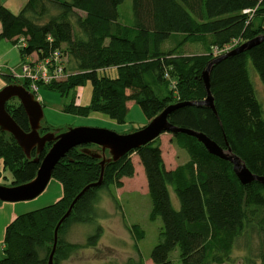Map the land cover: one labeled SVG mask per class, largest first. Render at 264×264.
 <instances>
[{
  "label": "trees",
  "instance_id": "16d2710c",
  "mask_svg": "<svg viewBox=\"0 0 264 264\" xmlns=\"http://www.w3.org/2000/svg\"><path fill=\"white\" fill-rule=\"evenodd\" d=\"M123 2L25 0L17 12L0 4V38L16 45L22 59L31 54L44 59L54 51L64 58L66 77L37 82V87L44 85L65 95L90 84L89 103L76 104L71 99L63 111L81 116L100 112L121 124L128 101L141 108L147 121L178 103L167 116L170 124L204 134L224 150L230 149L251 173L264 177V113L249 71L251 67L264 88V41L212 65L208 90L215 111L193 104L207 96L201 73L213 58L211 49L232 41L238 46L264 33V0H130L125 14L118 8ZM19 38L23 46L18 45ZM188 44H199L202 52L188 53L184 50ZM4 78L7 84L18 83L29 90L26 79ZM5 110L22 130H29L16 98L5 103ZM51 130L41 124L39 133ZM169 134L188 159L167 168L159 135L105 163L100 184L88 187L59 225L53 264L78 247L64 239L70 225L97 223L103 216L97 209L101 190L120 209L115 190L122 187L123 178L134 175L132 155L144 172L149 218L161 220L157 242L149 253L152 264L230 263L239 241L251 253L243 257L246 264H264V184H241L232 163L210 154L196 137ZM50 145L46 143L40 152L32 149L26 157L14 138L0 131L1 168L10 174L9 180L3 176L7 185L32 180L39 166L33 158L41 160ZM83 148L99 152L94 145L75 146L53 167L51 178L60 183L61 197L18 214L7 224L0 264H48L57 222L72 199L100 177L101 158L91 157ZM169 188L178 208L171 202ZM123 223L136 252L124 264H146L137 247L144 231L138 224ZM101 234L102 227L96 224L85 245L95 246ZM174 250L178 253L172 256Z\"/></svg>",
  "mask_w": 264,
  "mask_h": 264
},
{
  "label": "rangeland",
  "instance_id": "374dc122",
  "mask_svg": "<svg viewBox=\"0 0 264 264\" xmlns=\"http://www.w3.org/2000/svg\"><path fill=\"white\" fill-rule=\"evenodd\" d=\"M19 1L21 2V7L25 0ZM17 2L18 0L8 1L7 4H9L8 6L11 11L17 12L20 9L16 5ZM129 5L130 0H124L118 7L119 11L124 14L127 11L129 12ZM233 46H235L234 43L232 44V48ZM184 50L188 53L202 52L199 44H188L184 47ZM249 71L256 90V98L264 113V88L251 67ZM90 93L91 87L89 83L70 90L65 95L46 88L44 85H39L37 91L34 93V97L39 101L42 108L43 117L41 124L50 126L54 130L86 126L105 128L118 134H126L141 128L148 122L141 108L134 101L127 102L125 121L121 124L116 123L100 112L81 116L62 110L63 105L70 102L71 99H74L76 104L87 105L90 101ZM159 140L162 157L167 168L174 164H181L188 159L186 151L171 141L169 133H162L159 136ZM131 157L136 168H134V175L132 178L125 180L123 189L115 190L120 209L114 205L107 191L101 190L99 192L97 209L99 214L103 216L98 218L97 223H76L67 228L64 239L69 243L77 244L78 247L73 249L66 258L60 260L59 264H124L127 257L135 256L136 254L133 238L125 228L124 221L128 224H138L144 231V236L137 241V247L142 257L146 260V264H152L149 260V253L157 242L161 220L159 217L154 220L149 218L151 204L146 191L144 172L138 158L135 155ZM0 174L2 175L0 176V184H8L10 174L8 171L2 170L1 160ZM3 176H6L8 180L3 179ZM169 191L173 206L178 208V201L172 189L169 188ZM96 224L102 227V234L95 246H87L85 245V240L89 235L94 233ZM250 245L254 247V241H251ZM177 253V250H174L171 255L174 256ZM1 255L2 252H0ZM248 255H251V253L244 248L243 241H239L232 251L231 257L233 260L230 263L224 264H246L243 261V257ZM173 264H178V262L174 261Z\"/></svg>",
  "mask_w": 264,
  "mask_h": 264
},
{
  "label": "water",
  "instance_id": "95a60500",
  "mask_svg": "<svg viewBox=\"0 0 264 264\" xmlns=\"http://www.w3.org/2000/svg\"><path fill=\"white\" fill-rule=\"evenodd\" d=\"M264 41V33L256 36L240 45L228 50L227 52L212 58L206 67L202 70L206 98L204 101L193 103L196 105H205L214 110L213 100L208 90V76L213 64L219 62L226 56L243 51L251 46ZM11 98H16L22 106L29 123V130H22L5 110V103ZM178 106V103L166 106L160 113L151 118L144 126L131 133L118 134L112 130L97 127H69L65 130H51L44 134L39 133L41 120L43 117L42 108L34 94L24 88L21 84L10 83L0 89V131L9 133L16 143L20 146L26 157H30V151L35 149L40 152L46 143L51 142L41 160L33 158L34 162H39L38 169L34 178L26 183L19 185L0 184V200L2 201H21L29 200L37 196L45 188L53 167L62 158L66 152L79 145L90 144L97 147V150L83 148L82 150L93 158H101L99 180L85 186L71 201L66 212L57 222L53 232L52 249L48 256V264H53V253L57 240V229L62 221L68 216L73 204L78 197L90 186H98L101 182L104 164L110 161H116L128 151L138 148L149 141L155 139L162 133L184 132L196 137L213 155L219 156L232 163L233 171L241 184H247L251 181H258L264 184V177L251 173L241 159L233 154L230 149L224 150L214 141L204 134L192 130L177 128L170 124L167 116L170 111ZM106 154L108 156H106Z\"/></svg>",
  "mask_w": 264,
  "mask_h": 264
},
{
  "label": "crops",
  "instance_id": "0c3cea01",
  "mask_svg": "<svg viewBox=\"0 0 264 264\" xmlns=\"http://www.w3.org/2000/svg\"><path fill=\"white\" fill-rule=\"evenodd\" d=\"M9 0H0V4L5 5L9 8L8 3ZM18 3V4H17ZM16 3L17 6L20 7L21 2L18 0ZM1 30V26H0ZM35 54H31L25 59H22L18 47L11 43L10 41L0 38V89L7 85V82L4 78V75H10L14 77V75H18L21 73V66L23 62L30 61L35 59ZM134 168H135V163ZM177 164H174L168 168H174ZM136 169V168H135ZM133 177V176H132ZM130 177V178H132ZM127 178H123V185L117 190H121L125 186V180ZM7 185V184H5ZM146 192V191H145ZM62 195V187L60 183L50 178L45 188L40 192L37 196L32 198L31 200H21V201H2L0 200V252L2 241L4 237V230L7 224L13 220L18 214L31 211L34 209L40 208L43 205H48L50 203L58 200Z\"/></svg>",
  "mask_w": 264,
  "mask_h": 264
},
{
  "label": "built area",
  "instance_id": "2783aa9c",
  "mask_svg": "<svg viewBox=\"0 0 264 264\" xmlns=\"http://www.w3.org/2000/svg\"><path fill=\"white\" fill-rule=\"evenodd\" d=\"M249 10H245L248 12ZM236 45V41H232L230 44L225 45L223 48H213V53L218 55L224 51H227L232 47V44ZM23 38H19L18 45L23 46ZM66 77L64 72V58H62L58 52L54 51L50 56L44 59H38L23 62L21 66V73L14 75L16 79H26L29 82V91L35 93L38 89L37 82L49 83L51 81L63 80Z\"/></svg>",
  "mask_w": 264,
  "mask_h": 264
},
{
  "label": "bare ground",
  "instance_id": "6f19581e",
  "mask_svg": "<svg viewBox=\"0 0 264 264\" xmlns=\"http://www.w3.org/2000/svg\"><path fill=\"white\" fill-rule=\"evenodd\" d=\"M234 47H236V45L235 46H233V48ZM230 49H232V47L231 48H229L228 50H230ZM227 50V51H228ZM211 51H212V57L214 58V57H217V56H219V55H221V54H223V53H225V52H227V51H224V52H222V53H220V54H218V55H215L214 53H213V48L211 49Z\"/></svg>",
  "mask_w": 264,
  "mask_h": 264
}]
</instances>
